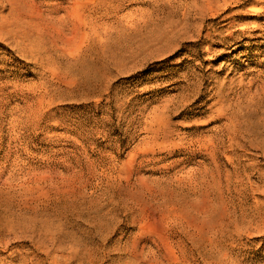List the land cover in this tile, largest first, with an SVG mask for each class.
<instances>
[{"label":"rangeland","instance_id":"1","mask_svg":"<svg viewBox=\"0 0 264 264\" xmlns=\"http://www.w3.org/2000/svg\"><path fill=\"white\" fill-rule=\"evenodd\" d=\"M0 264H264V0H0Z\"/></svg>","mask_w":264,"mask_h":264}]
</instances>
